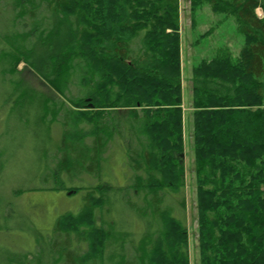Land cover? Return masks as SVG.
Listing matches in <instances>:
<instances>
[{
	"label": "trees",
	"instance_id": "obj_1",
	"mask_svg": "<svg viewBox=\"0 0 264 264\" xmlns=\"http://www.w3.org/2000/svg\"><path fill=\"white\" fill-rule=\"evenodd\" d=\"M14 1L15 22L27 19L18 46L43 40L6 57L12 95H26L18 65L39 63L61 99L43 112L63 127L50 178L98 179L82 208L58 217L47 244L16 264H189L178 0ZM204 4L233 18L243 44L236 57L219 48L192 69L198 264H264V0H190L192 14ZM36 50L48 55L35 59ZM110 151L125 158L122 187L101 178ZM117 194L137 230L118 225Z\"/></svg>",
	"mask_w": 264,
	"mask_h": 264
},
{
	"label": "rangeland",
	"instance_id": "obj_2",
	"mask_svg": "<svg viewBox=\"0 0 264 264\" xmlns=\"http://www.w3.org/2000/svg\"><path fill=\"white\" fill-rule=\"evenodd\" d=\"M14 3V0H0V264H16L18 260L23 261L25 258L30 260L37 247H44L47 239L52 238L56 219L66 213H77L83 206L86 188L98 182L94 177L75 179L66 173H61L55 182L50 178L51 165L61 144L63 127L61 119H53L52 114L43 112L46 106L52 108L61 99L36 73L39 63L33 65L21 62L18 65L20 74L16 78L21 82L20 93L26 95H12L9 81L11 77L5 72L6 57L13 53L12 48L14 53L25 55L24 47L35 46L38 49L37 44L43 40L42 34H37L26 41L27 45L18 46L23 43L19 34L24 32L27 19L15 22ZM256 13L262 17L260 9ZM178 15L185 129L184 221L188 233L189 264H198L196 191L191 144L192 69L201 60L212 58L219 48H225L236 57L243 38L238 34L233 18L215 14L207 4L192 14L190 0H178ZM36 24H28V27L32 29ZM48 26L46 22L39 29L46 32ZM207 31L209 35L203 37ZM35 54V59L48 55L47 51L45 53L38 50ZM111 156L104 165L101 178L114 187H122L129 177L125 158L119 152L112 153ZM56 186H64L65 189L39 190ZM75 186L82 187V190L75 194L67 192L66 188ZM18 191L21 193L17 194ZM113 204L114 209L124 210L123 220L116 219L118 225L133 222L131 228L137 230L138 222L128 212L127 199L119 194L114 195ZM95 217L98 223L97 214Z\"/></svg>",
	"mask_w": 264,
	"mask_h": 264
}]
</instances>
